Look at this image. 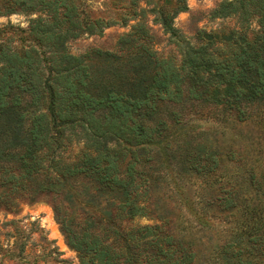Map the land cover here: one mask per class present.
<instances>
[{"label":"trees","instance_id":"trees-1","mask_svg":"<svg viewBox=\"0 0 264 264\" xmlns=\"http://www.w3.org/2000/svg\"><path fill=\"white\" fill-rule=\"evenodd\" d=\"M10 1L50 17L0 27L1 203L49 198L80 264H264V0L222 1L212 16L238 26L199 30L196 44L174 25L186 0H143L180 61L154 49L141 8L118 39L123 53L94 51L107 63L99 73L67 41L127 14ZM142 216L156 222H134Z\"/></svg>","mask_w":264,"mask_h":264},{"label":"rangeland","instance_id":"rangeland-1","mask_svg":"<svg viewBox=\"0 0 264 264\" xmlns=\"http://www.w3.org/2000/svg\"><path fill=\"white\" fill-rule=\"evenodd\" d=\"M71 2L70 0H66ZM81 4L83 13L81 18L101 17L105 19H120L127 14V24L117 23L106 27L99 34L83 32L75 38L67 41L69 52L76 55H86V60L91 64L92 70L99 73L106 62L94 56L95 50L123 53L118 46V39L121 34L132 29L137 19H131L141 8L145 9L143 21L149 32L155 35L154 49L164 57L172 56L177 62L181 54L175 39L166 33L163 27L155 20L156 13L151 9L156 3H145L140 0L138 7H130V0H73ZM189 9L180 12L174 18V25L182 35V42L193 44L200 41L198 31L222 32L238 26L235 17H213L212 11L224 0H186ZM159 6H167L169 9L175 3H157ZM39 7V6H38ZM12 12L5 13L6 10ZM37 10L26 11L18 3L10 0H0V27L13 25L21 29L28 28L31 21L38 17H50L47 12ZM137 17V16H136ZM259 29L257 19L253 18L248 28L247 35L253 39ZM15 43L20 40L15 38ZM199 123L204 121L199 120ZM212 123V122H208ZM206 126V123L203 124ZM208 126V124H207ZM229 135L224 138L226 143ZM223 140V138H222ZM82 142L73 143L69 146L66 155L74 158L82 149ZM189 193V190L185 191ZM191 194V193H190ZM174 205V204H173ZM177 205V204H176ZM175 209V214L180 212V206ZM135 223L153 224L155 219L149 216H142L134 219ZM0 264H80L79 254L76 249L69 245L65 233L56 217L54 208L49 198L40 201L19 200L14 208H6L0 201Z\"/></svg>","mask_w":264,"mask_h":264}]
</instances>
